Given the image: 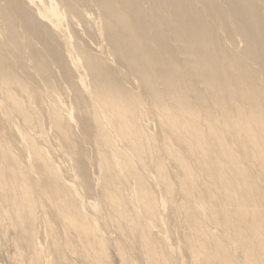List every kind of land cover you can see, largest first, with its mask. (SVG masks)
I'll list each match as a JSON object with an SVG mask.
<instances>
[{
    "label": "bare ground",
    "instance_id": "bare-ground-1",
    "mask_svg": "<svg viewBox=\"0 0 264 264\" xmlns=\"http://www.w3.org/2000/svg\"><path fill=\"white\" fill-rule=\"evenodd\" d=\"M48 217L84 264H264V0H0V220L29 264L36 223L66 264Z\"/></svg>",
    "mask_w": 264,
    "mask_h": 264
},
{
    "label": "rangeland",
    "instance_id": "rangeland-1",
    "mask_svg": "<svg viewBox=\"0 0 264 264\" xmlns=\"http://www.w3.org/2000/svg\"><path fill=\"white\" fill-rule=\"evenodd\" d=\"M263 85V83H260ZM55 144V143H54ZM63 162V160H62ZM94 179H97L96 174L94 175ZM78 198H81L82 201H85L86 203L93 204L92 205V212L96 215L92 216L95 220V223L97 226H101L102 223L105 225V228L99 227L98 229L105 234L110 233L112 234V238L115 237L113 230L109 227L108 224L111 225V223H108V219L105 217H101L100 220L97 218V214L103 215L102 212L99 211L100 209L99 203L97 200L90 201L86 198V194L82 193L81 195H78ZM166 205L170 206L172 204V201L169 199L166 201ZM171 202V204H169ZM96 204V205H95ZM95 205V206H94ZM93 206L95 209H93ZM87 210H89V206H86ZM99 210H98V209ZM96 210V211H95ZM43 211V207H39L37 209V212L40 214ZM95 211V212H94ZM160 211L166 213V209L163 207L160 208ZM104 216H106L104 214ZM48 220L50 221L51 227L54 229L58 240L61 243H64L67 245V250L64 252V260L66 264H84L83 262L86 259V255L83 251V249L80 247L77 238L68 230L66 223L64 219H53L51 217H48ZM47 221V220H46ZM48 222V221H47ZM108 225V226H107ZM170 225V223H169ZM38 227L37 236H39V246H38V257H36L37 264H53L54 260H57L58 257L55 254V243H50V238L47 237L48 234H45V226L43 224H35L34 228ZM173 230V229H172ZM174 231V230H173ZM171 231V233L173 232ZM177 229L172 233L171 236V242L176 243L179 240H177V233H175ZM47 235V236H46ZM114 235V236H113ZM15 240H17V237L15 235L14 230H8L5 225V221L0 220V264H29V261L33 259V253L32 250L27 249L24 250V252L19 253V247L16 245ZM177 240V241H176ZM48 242V243H47ZM116 242L113 244L115 245ZM127 249V247H126ZM107 253V259H105V264H126L125 262H121L120 259L117 257L115 250L111 247H108ZM25 258V261L23 258ZM176 258L178 259V256L176 255ZM182 258V257H181ZM176 259L177 261L182 262L183 259ZM183 263V262H182ZM34 264V263H33Z\"/></svg>",
    "mask_w": 264,
    "mask_h": 264
}]
</instances>
